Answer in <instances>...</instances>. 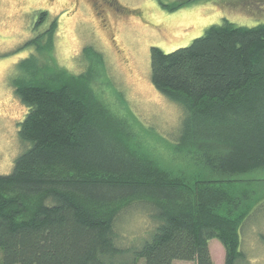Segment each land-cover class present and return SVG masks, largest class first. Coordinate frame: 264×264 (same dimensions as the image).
I'll return each mask as SVG.
<instances>
[{"label":"trees","instance_id":"trees-1","mask_svg":"<svg viewBox=\"0 0 264 264\" xmlns=\"http://www.w3.org/2000/svg\"><path fill=\"white\" fill-rule=\"evenodd\" d=\"M206 1L218 0L158 3L175 11ZM56 27L50 21L25 43L38 52L13 84L28 108L17 132L26 147L0 174V264H123L127 234L117 220L135 210L153 222L134 250L145 264H214L212 238L225 248L224 264H236L241 227L264 201L247 176L264 170V22L225 18L187 46H151L153 85L184 111L170 151L179 170L149 154L128 119L98 97L94 49L80 74L42 61Z\"/></svg>","mask_w":264,"mask_h":264},{"label":"rangeland","instance_id":"rangeland-1","mask_svg":"<svg viewBox=\"0 0 264 264\" xmlns=\"http://www.w3.org/2000/svg\"><path fill=\"white\" fill-rule=\"evenodd\" d=\"M43 10L48 11V20L35 30ZM225 18L249 26L264 22V0L197 2L175 11L164 9L158 0H0V174L13 170L16 157L26 147L17 132L28 108L16 96L13 84L26 74L23 63L38 51L35 45L25 43L52 20H57L53 48L51 54H41L42 61L80 74L88 68L84 52L87 47L94 49L99 56L91 60L96 66L92 87L98 97L128 119L149 154L179 170L181 161L172 158L170 151L184 111L153 85L150 49L159 46L170 52L187 46L206 27ZM247 176L259 190L264 188V170ZM260 204L241 227L244 257L236 264H264V241L260 238L264 234V201ZM129 214V222L121 216L117 220L120 231L127 234L122 244L127 252L117 261L145 264L144 258L135 257L134 250L149 237L151 232L143 230L153 222L143 211ZM117 244L120 246L119 241ZM209 248L214 264H224L222 242L212 238ZM173 264L196 262L176 259Z\"/></svg>","mask_w":264,"mask_h":264}]
</instances>
